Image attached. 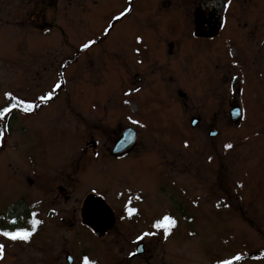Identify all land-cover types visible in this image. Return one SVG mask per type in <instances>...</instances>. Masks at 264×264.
<instances>
[{
	"label": "rangeland",
	"instance_id": "rangeland-1",
	"mask_svg": "<svg viewBox=\"0 0 264 264\" xmlns=\"http://www.w3.org/2000/svg\"><path fill=\"white\" fill-rule=\"evenodd\" d=\"M199 1L0 0V108L14 105L0 116V217L30 232L0 230V264H264V0H232L211 39L191 33ZM158 53L131 89L137 59ZM124 120L140 133L116 159ZM90 187L117 219L101 238L80 221ZM117 188H134L132 218Z\"/></svg>",
	"mask_w": 264,
	"mask_h": 264
},
{
	"label": "water",
	"instance_id": "water-1",
	"mask_svg": "<svg viewBox=\"0 0 264 264\" xmlns=\"http://www.w3.org/2000/svg\"><path fill=\"white\" fill-rule=\"evenodd\" d=\"M226 0H200L194 8V33L197 36L211 37L218 33L222 23L223 9ZM230 117L233 122L241 120V109L235 106L230 110ZM198 119L193 117L191 125L194 126ZM217 130L209 131L210 136H215ZM135 135L132 128L125 130L119 140L115 143L113 152L117 155L125 153L135 144ZM81 221L92 227L98 236H102L107 229L112 228L115 222L113 209L101 196L90 193L84 200L81 207ZM144 252L142 243L138 244L130 256ZM69 262L71 261L68 255Z\"/></svg>",
	"mask_w": 264,
	"mask_h": 264
},
{
	"label": "flooded vegetation",
	"instance_id": "flooded-vegetation-1",
	"mask_svg": "<svg viewBox=\"0 0 264 264\" xmlns=\"http://www.w3.org/2000/svg\"><path fill=\"white\" fill-rule=\"evenodd\" d=\"M231 2H232V0H226V5H225V7H224V11H223V16H222V23H221V26H220V28H219V30H218V33L216 34V35H213V36H211V37H203V36H197L195 33H194V28H195V26H193V28H192V34H193V36H194V38H199V39H201V38H203V39H211V38H215V37H217L219 34H220V30L222 29V26H223V24H224V22L225 21H223L224 20V14L228 11V9L230 8V6H231ZM255 4H257V3H255ZM128 6V5H127ZM125 8H127V7H125ZM124 8V9H125ZM121 12H124V11H121ZM128 13V12H127ZM118 13H116V15H117ZM123 15H125V14H123ZM118 16L119 15H117V20L119 19L118 18ZM193 16H194V12H193ZM121 17H123V16H121ZM166 45H167V53L165 54L166 55V58L169 56V55H171L172 53H173V46H174V44H173V42L172 41H168L167 43H166ZM169 50H172L171 52L169 51ZM160 53H158V54H156V55H153L152 57H150L147 61H142L140 58H138L137 59V63L136 64H134V68H135V70H134V72H132L131 73V75H130V86H131V89H133V90H136V91H138V88H140V86L143 84V83H146V80H145V70H146V67H144V65H145V63H147L146 65H148V63H150V62H152V61H156V62H158L157 60H155V58H160ZM173 78L174 77H172V75H170V79L171 80H173ZM150 82V81H149ZM148 82V83H149ZM173 97H174V95L172 94V91H171V93H170ZM185 95H186V92H184V90H182V89H180V91L177 93V96L179 97V98H185ZM175 98V97H174ZM11 112V111H10ZM8 113L7 114V119H10V116L9 115H11V113ZM198 119V118H197ZM132 120H134V117L132 118ZM7 121V120H6ZM124 121H126V120H124ZM129 121V120H128ZM128 121H126V122H128ZM198 122H199V119H198ZM140 126H141V124H137L136 122H135V124H133V122L132 121H130V122H128L127 124H126V127H124L123 129H120V127H117V130H116V133H120L119 134V137L114 141V143H113V146H112V148H111V152H110V154L109 155H111L113 158H116V159H123V158H128V157H130L131 155H132V152H133V150L135 149V147L137 146V136H138V134L140 133L139 132V128H140ZM95 128V127H94ZM129 128H132L133 129V131H134V135H135V144L130 148V150L129 151H127V152H125V153H122V154H120V155H117V154H115L114 152H113V148H114V146H115V143L119 140V138L122 136V134H123V132L125 131V130H127V129H129ZM97 129V128H96ZM99 129V128H98ZM101 130V129H100ZM102 131V130H101ZM103 132V131H102ZM114 133V132H113ZM115 134V133H114ZM91 146L92 145H95V141L94 140H92L91 139V141H90V143H89ZM98 144V143H97ZM93 154H91V156H96V154H97V152H92ZM30 155H31V153H30V151H29V153L27 154V156H28V160L24 157V159L27 161V163L25 164V161H24V164L27 166V168H28V170H26V172H29V170L30 171H32V172H34V174L36 173V169H35V167H33L32 166V161H31V159H30ZM81 157H84V156H82V154L80 155ZM21 180V179H20ZM27 180V179H26ZM28 183L29 184H32L33 183V180H29L28 179ZM91 188V187H90ZM122 188V187H121ZM121 188H117L115 191H116V193H117V195L120 197L121 195H122V192H128V195L131 197H129L128 198V201H125V203L123 204V209H122V212H121V214L123 213L124 215H125V217H127V218H132L133 216L132 215H135L136 214V211H134V212H132L131 214L127 211V209L125 208L127 205H130V204H132V199H133V196H132V194H133V192H134V188H133V190L131 191L130 189H127V190H124V189H121ZM58 189H59V191L63 194V192H64V194H65V188L63 187H58ZM67 193V192H66ZM90 193H94V194H96V195H98V196H101L102 198H103V196L101 195V194H98V193H96V192H94V190H92V188L83 196V200H82V202H81V207H82V205H83V202H84V200H85V198L90 194ZM71 198V193H68V194H66V195H64V200H66L67 202H68V200ZM25 204H27V206L26 207H28V209H27V212H29V208H30V206H31V208H35L36 209V202H34L33 201V199L31 200H29V202L28 203H25ZM24 204V205H25ZM28 204H30V206H28ZM34 205V206H33ZM81 207H80V221H81ZM129 207V206H128ZM11 209H13V208H9V211L11 210ZM22 209H25V207L24 208H22ZM137 211H139V209L137 210ZM14 212H15V210H14ZM114 212V211H113ZM39 212H37V214H38ZM52 213V212H51ZM138 215H139V213H138ZM137 215V216H138ZM114 216H115V213H114ZM32 218V217H31ZM62 220V219H61ZM116 216H115V222H114V225H115V223H116ZM32 220H30L29 222H31ZM82 222V224L85 226V228H87L90 232H92V233H94V235L97 237V238H101L102 236H104V235H106L109 231H111L112 230V228L114 227V225L112 226V228H110V229H107V231L104 233V234H102V236H98L97 234H96V232L93 230V228L92 227H90V226H88L87 224H85L83 221H81ZM9 225H10V227H12V224L9 222V221H7V223H6V225H4V224H2V222H1V217H0V230H2V231H9ZM27 240H25V242H26ZM140 243H142V245H143V250H144V242L142 241V240H137V244H136V246L138 245V244H140ZM136 246H135V248H136ZM44 248V247H43ZM135 250V249H134ZM133 252H135V251H133ZM133 252H131V254L133 253ZM144 252H145V250H144ZM143 252V253H144ZM142 253V254H143ZM68 255L70 256V258H71V261L69 262V259H68ZM131 257V256H130ZM66 262H67V264H72V262H73V256H72V254L71 253H67L66 254Z\"/></svg>",
	"mask_w": 264,
	"mask_h": 264
},
{
	"label": "snow or ice",
	"instance_id": "snow-or-ice-1",
	"mask_svg": "<svg viewBox=\"0 0 264 264\" xmlns=\"http://www.w3.org/2000/svg\"><path fill=\"white\" fill-rule=\"evenodd\" d=\"M127 11H128V9L125 8L124 12H127ZM124 12L119 13V15L122 16L124 14ZM113 19H116V17H113ZM105 31H107V29H105ZM137 39L139 40V37H137ZM91 43H92V41H88L87 44H83V45H81V47H87L88 44H91ZM58 83L59 82H57V84ZM55 86H57V85H54V87ZM5 95L6 96H10L11 94L10 93H6ZM51 95H52V93L49 92L46 96L40 97V99L41 100H45ZM13 99H15V97H13ZM16 103L18 105L22 106L26 111L27 110H31V108L33 107L32 103L30 101H26V100H22V99L21 100H17ZM13 106L14 105L10 104L7 107L0 108V116L5 115L10 110V108L13 107ZM127 211L129 213H132V212L135 211V209L128 208ZM173 222L174 221L172 220V218L166 215V216L163 217V220H157L155 222L154 226L157 227V228L163 227L165 229V231H167V226L169 224L173 223ZM32 223H33V225H35V223H37V221L33 220ZM2 234L5 237H9V238H11L13 240H15L17 238H22V239L27 240L29 235H30V232L25 230V229H17L15 231H4ZM139 239H140V237L138 236L137 240H139ZM0 247H2V246H0ZM130 255H131V253H130ZM232 259L233 260H238V259H240V256L236 255V256L232 257ZM84 264H91V262L87 259V257L84 258ZM218 264H231V262L229 260H222V261H218Z\"/></svg>",
	"mask_w": 264,
	"mask_h": 264
},
{
	"label": "trees",
	"instance_id": "trees-1",
	"mask_svg": "<svg viewBox=\"0 0 264 264\" xmlns=\"http://www.w3.org/2000/svg\"><path fill=\"white\" fill-rule=\"evenodd\" d=\"M4 107H7L6 105Z\"/></svg>",
	"mask_w": 264,
	"mask_h": 264
}]
</instances>
